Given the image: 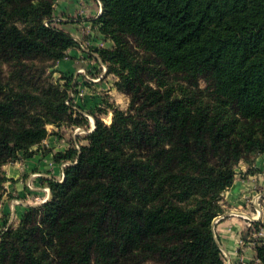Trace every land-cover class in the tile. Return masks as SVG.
Wrapping results in <instances>:
<instances>
[{
  "label": "trees",
  "instance_id": "16d2710c",
  "mask_svg": "<svg viewBox=\"0 0 264 264\" xmlns=\"http://www.w3.org/2000/svg\"><path fill=\"white\" fill-rule=\"evenodd\" d=\"M56 1L0 0V201L3 165L47 153V125L88 124L70 79L44 75L76 45L51 23ZM99 1L112 46L94 51L127 107L96 106L87 143L54 154L74 162L46 179L47 201L0 223V264H223L222 193L264 152V0Z\"/></svg>",
  "mask_w": 264,
  "mask_h": 264
},
{
  "label": "crops",
  "instance_id": "0c3cea01",
  "mask_svg": "<svg viewBox=\"0 0 264 264\" xmlns=\"http://www.w3.org/2000/svg\"><path fill=\"white\" fill-rule=\"evenodd\" d=\"M91 2L94 0H90ZM89 0H58L56 5L59 8L58 14H54L59 28L70 33L79 44L94 47H111L112 41L101 36L98 32L97 24L93 20L100 13L101 7L89 8ZM93 30L95 37H92ZM90 31V34L88 32ZM91 36V37H90ZM90 37V38H89ZM81 39V40H80ZM77 44L68 49L64 59L58 62V66L63 78L70 79V92L77 87L83 88L82 95H74L73 102L77 106V111L87 114L88 124L86 128H94L93 116L89 113L100 103V94H96L95 89L85 86L78 69L82 68L90 71L94 67L97 74H100L98 61L94 51L79 47ZM97 65V66H95ZM105 77L95 86L109 88L105 93L117 92L113 87L114 76L105 73ZM66 81V79H65ZM111 111L107 112L110 115ZM59 131V134H57ZM87 134V133H86ZM86 134H73L71 126L58 128L52 124L47 125V135L43 140V145L49 151L43 154L36 152L28 158L20 156L3 165L5 175L8 180L4 183V193L0 201V223L7 220V223L16 224L24 208L29 205L38 204L34 196L43 195L42 185L46 184L47 178L62 180L63 167L60 162L51 159V155L69 148H79V137L84 138V145L87 143ZM35 149V147H34ZM248 165L242 161L235 168L232 184L222 193L221 218L214 222L213 230L215 239L221 250L223 264H254L255 250L252 244L253 235L245 236L248 231L247 221L242 215L254 214L258 221L259 228L262 229L264 237V152L257 155L253 162L256 172L247 171ZM32 173H40V178H36L34 188L28 190L26 180ZM29 192V195L27 194ZM260 198H257V195ZM260 203L259 214H255L257 203Z\"/></svg>",
  "mask_w": 264,
  "mask_h": 264
},
{
  "label": "built area",
  "instance_id": "2783aa9c",
  "mask_svg": "<svg viewBox=\"0 0 264 264\" xmlns=\"http://www.w3.org/2000/svg\"><path fill=\"white\" fill-rule=\"evenodd\" d=\"M97 1V4L99 5V8L101 7V3L99 0H96ZM58 20L57 19H52V22L53 24H55ZM45 24H48L47 21H45ZM76 44L78 45V43L76 42ZM79 47H82L84 48V44H79L78 45ZM95 57H97V55L95 54ZM98 67L100 68V74H97L96 71L94 70L95 68L92 67L90 69V71L88 70H85V69H78V72L81 74L82 76V79H83V83L85 86L87 87H90L91 89H95V86L105 77V73H107V69H106V65L101 62L99 60V65ZM82 92H83V88L81 87H77L76 89L72 90L71 92H69V97L68 99L66 100V103L69 104L74 110L77 109V106L76 104H74L73 102V96L74 95H82ZM77 111V110H76ZM85 117H87V114H84ZM103 121H104V118H102ZM71 129H72V133L73 134H86V133H89L93 128H86L85 126H71ZM74 161H71V160H68V159H64V161L62 160L60 165L61 167L64 168V166L72 163ZM36 178H40V173H32L29 178L26 180V187L28 190H32L34 188V182H35V179ZM41 190L43 191V195L41 196H34L35 198V202H38V203H42V202H45L47 201L49 198H50V188L47 184H44L42 185L41 187ZM27 194L29 195V192H27ZM257 198H260V195L258 194L256 196ZM260 203L258 202L257 203V208L255 210V214H259V211H260ZM240 216L244 217L247 221V227L250 231H252V235L255 236V237H263V232H262V229L259 228L257 231L254 230V223L256 220L255 218V215L254 214H250V215H242V214H239ZM221 218V215H217L213 220L214 222H217L219 219ZM10 223V222H9ZM7 223V224H9ZM252 244L254 245L255 242L252 240Z\"/></svg>",
  "mask_w": 264,
  "mask_h": 264
},
{
  "label": "rangeland",
  "instance_id": "374dc122",
  "mask_svg": "<svg viewBox=\"0 0 264 264\" xmlns=\"http://www.w3.org/2000/svg\"><path fill=\"white\" fill-rule=\"evenodd\" d=\"M58 1V0H57ZM57 1L55 2V4H54V14L55 13H57L58 14V10H59V8L57 7V5H56V3H57ZM90 1V0H89ZM101 6V5H100ZM89 8H91V9H95L96 8V10H97V8H99V5L97 4V1L96 0H94V1H90V4H89ZM101 11V10H100ZM55 26H57V27H59L60 25H59V23L58 22H56L55 24H54ZM88 34H90V31L88 32ZM91 37V36H90ZM89 37V38H90ZM92 37H95V32H94V30H93V33H92ZM81 40V39H80ZM93 46H91V45H84V48H86V49H88L90 52L91 51H94L93 50V48H92ZM95 48V47H94ZM95 52V51H94ZM96 54V53H95ZM97 59V58H96ZM99 58L97 59V61H98V65H99ZM101 61V60H100ZM59 62V61H58ZM58 62L57 63H55L52 67L50 66V67H48V68H46V70H45V72H44V75L45 76H47L48 78H49V80L52 82V83H58V84H64L65 83V78H63L62 76L60 77V75L62 74L61 73V71H60V68H59V66H58ZM102 62V61H101ZM95 66H97V65H95ZM2 72H3V76H6V75H8V70H7V68L5 67V66H2ZM59 73H60V75H59ZM113 82V81H112ZM81 84H84V83H82L81 82ZM199 84H200V87H203L204 86V82L203 81H200L199 82ZM109 90V88H106V86H104V88H101V87H99V89H98V87H96L95 88V92H97L96 94L98 95V94H100V92L102 93V95H100V104L98 105L99 107L101 106V107H105L106 106V104L107 103H110V104H113L114 106H116V107H119V108H121V109H125L126 107H127V104H128V98L125 96V95H123V94H121V93H117V92H110V93H105L106 91H108ZM103 100H105V102H103ZM106 103V104H105ZM102 118H104V122L105 123H110V120H111V113H110V115L109 114H104L103 116H102ZM94 119V118H93ZM63 126V125H62ZM62 126H59L58 128H61ZM67 127H69V126H67ZM57 134H59V131H58V133ZM79 142H81V143H84L85 141H84V138L83 137H79ZM81 143H79V147L81 146ZM74 148V147H73ZM69 149H71V148H69ZM79 149V148H78ZM78 149H76V150H78ZM66 152V150H64V151H60V152H57V153H65ZM57 153H54V154H57ZM21 154V153H20ZM20 155H18V157H19ZM21 156H22V154H21ZM51 159L54 161L55 159H54V155L52 154L51 155ZM69 160V159H68ZM62 161V160H61ZM61 161H60V163H61ZM63 161H64V159H63ZM59 162V161H58ZM243 162V161H242Z\"/></svg>",
  "mask_w": 264,
  "mask_h": 264
},
{
  "label": "water",
  "instance_id": "95a60500",
  "mask_svg": "<svg viewBox=\"0 0 264 264\" xmlns=\"http://www.w3.org/2000/svg\"><path fill=\"white\" fill-rule=\"evenodd\" d=\"M92 130H93V129H92ZM92 130H91V131H92Z\"/></svg>",
  "mask_w": 264,
  "mask_h": 264
}]
</instances>
